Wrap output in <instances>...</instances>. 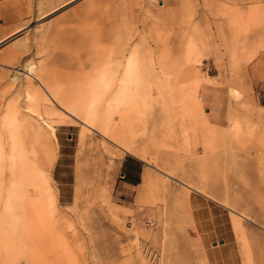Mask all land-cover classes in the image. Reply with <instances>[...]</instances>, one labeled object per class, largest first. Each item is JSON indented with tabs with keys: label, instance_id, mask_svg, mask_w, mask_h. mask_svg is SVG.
Instances as JSON below:
<instances>
[{
	"label": "rangeland",
	"instance_id": "374dc122",
	"mask_svg": "<svg viewBox=\"0 0 264 264\" xmlns=\"http://www.w3.org/2000/svg\"><path fill=\"white\" fill-rule=\"evenodd\" d=\"M36 1L0 0V113L26 110L13 76L39 47L50 58L45 72L38 70L48 91L35 82L47 101L37 104L58 135L49 150L36 146L25 158L18 226L35 237L19 242V263L264 264V0H72L41 20ZM24 36L27 49L16 43ZM161 38L180 59L179 102L162 100L172 82L153 79L142 110L136 95L126 98V111V99L108 98L130 153L76 115L100 101L91 92L103 83L95 71L99 53ZM234 84L240 100L230 94ZM236 107L253 128L242 141L230 131ZM37 124L42 131L44 121ZM127 169L136 183L125 181Z\"/></svg>",
	"mask_w": 264,
	"mask_h": 264
},
{
	"label": "bare ground",
	"instance_id": "6f19581e",
	"mask_svg": "<svg viewBox=\"0 0 264 264\" xmlns=\"http://www.w3.org/2000/svg\"><path fill=\"white\" fill-rule=\"evenodd\" d=\"M70 1L72 0H37L35 7L38 11V13L36 11L38 18L36 20H41V18L46 16V14L49 12H52L53 10L65 4H68ZM148 1L150 2L151 0ZM30 10L31 8L26 9L22 15H25L26 12L30 13ZM30 22L31 19H28L22 23L21 26H24L23 28H25ZM40 26L41 25L38 24L34 29L36 39H38L41 36V33H43V30L40 28ZM18 31L14 32V34H16ZM190 36L191 33H189V37ZM16 43L24 49H27L29 46L25 36L16 38ZM42 51L44 50H41L38 47L35 53L36 56L28 60L22 69H20L21 67L19 69H15V74L13 76V80H20L19 88L23 89L25 92L24 95L26 110L24 111L16 107H7V109L0 113V194L4 191H7L3 202L1 201L2 198L0 197V264H20L17 250L19 242L25 241L27 244L35 237L33 233L23 230L18 226L21 217L18 210L17 193L25 185L23 179L25 175L24 173L25 171L27 172L29 168L27 167L29 164L25 162V158L29 156V153L31 152L30 150L34 147L37 146L41 150V146H45L47 150H49L51 138L58 140L56 131L57 128L54 122L49 118L46 119L43 117L44 113L39 109L37 104L38 99L39 102L41 100L42 104H45L47 98L43 93V90L35 86V82L37 81V83L46 89L45 91H48L45 79L38 75V70L45 72L50 58L48 53L42 55ZM97 60L98 63L96 65L95 71L101 75V82L103 83L101 85H92L91 92L92 94L101 96L99 99L100 101L98 102L92 99L90 103L87 104L88 109H82V111L86 113L85 116L79 117L76 115V117L80 120L81 124L88 129H95L96 127L100 128V134L105 141H108L111 144H115V141H117L120 143V145H123V140L127 138L117 128L116 118L114 116V113L116 112H111L114 105H110L111 101L108 100V98L111 97L112 100L117 101L119 99L121 102V99H126L132 95H136L138 98V107L142 110L144 108V96L148 88V81L153 79L159 83L172 82V90L170 92L163 91L161 94L162 100H164L166 103L167 100L172 96L175 102H179L178 92L176 91L177 83L175 81H177L180 76V59L177 50H171V47L162 38L155 40L153 44L149 43L145 39H142L138 43H130L129 40H127L109 51L99 53L97 55ZM133 78H137L135 87L131 88L129 86H125V83H129ZM81 86L78 87V89L81 88ZM236 86L237 85L233 87L231 85L230 94L234 97V99L240 100L243 91L240 89L238 90ZM95 95H93L91 98L95 97ZM129 100L122 104L123 106L120 104L122 110L126 111L129 109L132 99L130 101ZM54 101H56V104L58 103L61 105L62 103V105L65 106V104L63 102L60 103L57 98L56 100L54 99ZM66 108H64V110L72 113V110L70 111V109L68 110V108ZM50 112H52V110H50ZM137 113L138 112H136V114ZM38 117L44 121V125H39L43 128L42 131L37 129L38 127L35 126L39 120ZM228 118L229 121H231L230 131L233 140L242 141L244 139V131L249 130L250 128L253 129L252 127H249L250 118L246 116L244 111L238 107L231 108L229 110ZM139 121L141 122V120ZM140 124L142 126V123ZM254 128L256 130V126H254ZM122 145L119 147L123 150H126L130 153L135 152L132 147L128 145L127 147H123L124 145ZM255 147L257 149L259 148L258 146ZM166 174L170 175V173ZM186 186L188 188L194 189L190 183H187ZM237 214L244 216L240 212H237ZM57 217H54V219ZM34 246V248H36V245ZM41 255L43 254H40V256ZM55 255H57V253H55ZM31 256L34 257L33 255ZM32 263L36 262L32 261Z\"/></svg>",
	"mask_w": 264,
	"mask_h": 264
},
{
	"label": "crops",
	"instance_id": "0c3cea01",
	"mask_svg": "<svg viewBox=\"0 0 264 264\" xmlns=\"http://www.w3.org/2000/svg\"><path fill=\"white\" fill-rule=\"evenodd\" d=\"M125 161H127V158H124L123 162H125ZM134 173H135L134 170H130V169H127V171L124 172V174L126 176L125 181L127 183L134 184V183L137 182V179H135V174Z\"/></svg>",
	"mask_w": 264,
	"mask_h": 264
},
{
	"label": "water",
	"instance_id": "95a60500",
	"mask_svg": "<svg viewBox=\"0 0 264 264\" xmlns=\"http://www.w3.org/2000/svg\"><path fill=\"white\" fill-rule=\"evenodd\" d=\"M224 240L223 239H220V242H223ZM215 243V242H214Z\"/></svg>",
	"mask_w": 264,
	"mask_h": 264
}]
</instances>
